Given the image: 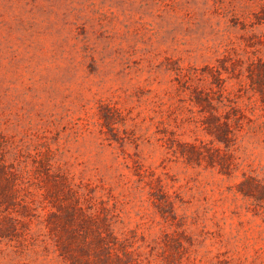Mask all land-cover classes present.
<instances>
[{
  "label": "rangeland",
  "instance_id": "obj_1",
  "mask_svg": "<svg viewBox=\"0 0 264 264\" xmlns=\"http://www.w3.org/2000/svg\"><path fill=\"white\" fill-rule=\"evenodd\" d=\"M263 3L0 0V147L33 213L27 246L0 240V264H66L45 223L51 205L38 169L48 155L144 253L179 230L182 264H264V199L238 190L244 172L264 183L262 105L240 90L249 65L264 61ZM221 63L226 93L245 113L233 176L184 162L163 140H210L178 78ZM159 185L174 201V224L153 202Z\"/></svg>",
  "mask_w": 264,
  "mask_h": 264
},
{
  "label": "trees",
  "instance_id": "obj_2",
  "mask_svg": "<svg viewBox=\"0 0 264 264\" xmlns=\"http://www.w3.org/2000/svg\"><path fill=\"white\" fill-rule=\"evenodd\" d=\"M256 19L264 22V3ZM222 70L205 65L193 72L179 76L177 93L186 97L192 108L199 113L201 128L211 137L209 141H182L172 135L163 137L166 148L177 158L192 165L217 168L220 173L233 176L240 166L237 156L238 133L244 128L245 113L238 99L226 93ZM247 90L258 94L264 116V61L252 62L248 67ZM111 126L109 113H103ZM51 156L39 161V173L44 176L46 198L50 211L45 219L48 239L55 252L66 264H182L187 247L184 231L165 232L161 241L151 251L144 253L127 237H119L113 227V215L105 205H97L92 197H85L74 186L68 175L53 169ZM238 190L255 200L264 199L262 180L243 173ZM19 176L13 164L8 163L0 147V240L27 246L31 202L20 194ZM153 202L159 211L172 219L174 224V201L159 185L153 193ZM177 227L179 228V224ZM157 259H155V255Z\"/></svg>",
  "mask_w": 264,
  "mask_h": 264
}]
</instances>
